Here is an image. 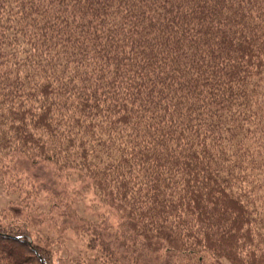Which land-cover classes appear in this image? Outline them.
<instances>
[{"label":"trees","instance_id":"1","mask_svg":"<svg viewBox=\"0 0 264 264\" xmlns=\"http://www.w3.org/2000/svg\"><path fill=\"white\" fill-rule=\"evenodd\" d=\"M0 186L98 264H264V0H0ZM31 229L0 264H57Z\"/></svg>","mask_w":264,"mask_h":264},{"label":"rangeland","instance_id":"2","mask_svg":"<svg viewBox=\"0 0 264 264\" xmlns=\"http://www.w3.org/2000/svg\"><path fill=\"white\" fill-rule=\"evenodd\" d=\"M27 170L32 174L40 188L37 211L44 212L49 210V204L46 200L47 194L53 196L71 194V192L75 190L73 188L77 187L76 183V185L72 183L69 184L68 189L67 187H63L62 189V185L60 188L54 173L49 168L45 169L43 167L28 166ZM66 191H68V193H66ZM56 193L58 195H56ZM73 196L75 198L74 208L80 215L90 220L98 219L107 210V208L94 197L92 192H84L81 195L80 190V192L73 193ZM17 201L19 200H17L16 195H8L5 193L3 187L0 186V212L5 211L10 220L26 221L31 224L32 232L37 235V238L39 237L48 243L49 247L55 253L57 264H98L99 260L94 259L97 254L87 252L71 231L51 230L45 222L41 223V220L36 218L38 212L34 210L30 212V210L17 205Z\"/></svg>","mask_w":264,"mask_h":264}]
</instances>
